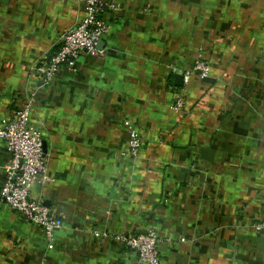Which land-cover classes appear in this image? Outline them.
<instances>
[{
  "label": "crops",
  "instance_id": "crops-1",
  "mask_svg": "<svg viewBox=\"0 0 264 264\" xmlns=\"http://www.w3.org/2000/svg\"><path fill=\"white\" fill-rule=\"evenodd\" d=\"M101 1V56L41 84L81 0H0V119L34 92L52 179L30 194L60 221L47 247L0 197V264H132L114 235L150 228L159 264H264V0ZM7 158L0 137V186Z\"/></svg>",
  "mask_w": 264,
  "mask_h": 264
},
{
  "label": "built area",
  "instance_id": "built-area-1",
  "mask_svg": "<svg viewBox=\"0 0 264 264\" xmlns=\"http://www.w3.org/2000/svg\"><path fill=\"white\" fill-rule=\"evenodd\" d=\"M81 4V16L60 34L52 51L29 67V72L37 75L41 84L47 83L60 67L73 69L81 54L101 56L97 42L109 28L100 16L103 2L81 0ZM208 69V64L199 59L186 74L196 73L204 77ZM33 100V91L21 93L11 116L0 119V137L4 139L8 152L3 165L0 197L11 210L40 228L47 240L46 246L50 247L53 232L60 223L59 218L44 204L41 196L30 194L33 183L43 184L52 179L47 172V157L42 148L40 131L31 119ZM181 104V98L177 95L175 109L178 110ZM125 124L128 150L136 154L142 144L141 136L135 127L128 122ZM114 238L134 250L132 264H159L160 237L157 230L150 228L137 233L116 234Z\"/></svg>",
  "mask_w": 264,
  "mask_h": 264
},
{
  "label": "water",
  "instance_id": "water-1",
  "mask_svg": "<svg viewBox=\"0 0 264 264\" xmlns=\"http://www.w3.org/2000/svg\"><path fill=\"white\" fill-rule=\"evenodd\" d=\"M101 43H102V40L99 39L98 42H97V44L99 45V44H101ZM176 77H177L178 79H182L181 75H176Z\"/></svg>",
  "mask_w": 264,
  "mask_h": 264
}]
</instances>
